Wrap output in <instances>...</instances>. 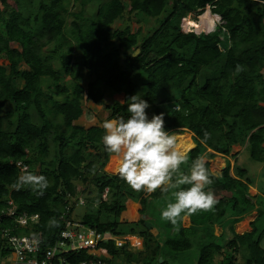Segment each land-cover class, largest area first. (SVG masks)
<instances>
[{"label":"trees","instance_id":"obj_1","mask_svg":"<svg viewBox=\"0 0 264 264\" xmlns=\"http://www.w3.org/2000/svg\"><path fill=\"white\" fill-rule=\"evenodd\" d=\"M66 1L38 0L36 13L23 15L0 0V59L7 61L5 65L0 62V213L12 199L19 213L40 215L38 230L44 235V246L54 241L57 217L67 205V195H76V182L90 183V176L103 172L108 161L110 153L101 139L102 124L88 128L76 124L84 114L82 101L99 102L105 92L121 95L123 101L141 93L154 107L153 113H165L168 130L186 128L196 136V146L186 154L188 159L180 171L188 173L192 160L203 157L209 149L213 155L228 156L235 145L248 144L251 158L264 163V0H126L135 15L160 20L159 28L144 38L130 27L111 30L110 26L124 15L127 2L123 0L101 1L94 18L75 14L68 30L63 8ZM23 2L17 0L16 4ZM207 7L225 24L211 33L184 37L179 25L182 18L188 13L199 16ZM223 30L229 32L228 42H224ZM75 48L82 51L80 69L72 63ZM133 50L137 53H130ZM85 75L87 87L81 83ZM53 93L64 98L56 100ZM161 93L171 98L178 94L179 110L157 107ZM110 112V119L129 115L127 105L121 102H115ZM88 149L103 151L98 167L93 161L85 164ZM19 161L29 165V172L48 178L42 194L27 185L14 187L21 174L16 165ZM206 167L212 179L208 187L230 196L220 197L209 209L183 213L191 218L190 228H184L179 220L170 221L167 232L174 236L157 243L160 255L146 256L145 264L154 258L157 264H169L166 258L186 260L196 226L203 230L196 264H240L237 256L243 249L246 256L241 264H264V229L258 231L256 227L263 215L264 197L259 201L253 230L236 234L235 224L255 209L248 197L250 180L240 179L246 171L240 170L239 178H234L229 165L221 176L213 175L208 164ZM95 182L97 196L88 199L81 221L100 232L143 239L144 249L139 253L144 254L153 242L151 226H158L151 215L152 202L177 189L168 193H161L159 188L153 192L135 190L120 174L106 172ZM105 190L107 200L102 199ZM128 201L139 202L140 214L145 217L140 223L118 224L115 217L126 210ZM229 207L233 209L228 222L232 237L224 241L214 235L211 225L216 218L225 217ZM148 220L152 221L150 227ZM121 226L128 232L124 233ZM109 247L115 256L119 253L113 245ZM120 252L131 263L134 254L124 249ZM219 255L225 259L216 260ZM0 257L5 255L0 253Z\"/></svg>","mask_w":264,"mask_h":264},{"label":"clouds","instance_id":"obj_2","mask_svg":"<svg viewBox=\"0 0 264 264\" xmlns=\"http://www.w3.org/2000/svg\"><path fill=\"white\" fill-rule=\"evenodd\" d=\"M121 103L127 105L128 117L104 120L101 138L106 151L120 156V176L135 190L153 192L159 188L161 193H168L177 189L172 192L174 201L161 209L162 218L172 223L185 212L212 207L216 199L208 187L212 179L205 160L197 157L188 173L180 171L188 156L175 148L176 136L165 127V113L149 116L151 105L141 93ZM207 137L205 133V140ZM48 184L46 176L26 171L16 177L14 187L27 185L39 195Z\"/></svg>","mask_w":264,"mask_h":264},{"label":"rangeland","instance_id":"obj_3","mask_svg":"<svg viewBox=\"0 0 264 264\" xmlns=\"http://www.w3.org/2000/svg\"><path fill=\"white\" fill-rule=\"evenodd\" d=\"M5 1L14 10L22 13L23 15H29V14L34 15L36 13V11L38 10V7H39V3H37L38 0H24L22 5H17L16 4L17 0H5ZM101 1H106V0H68V1L64 2L63 8L65 9L64 14L66 17V28L68 30L72 29V22L74 20H76V18L74 16L75 14L81 15L85 19L92 18V17L94 18L97 15V8L99 7ZM123 1H124V3L127 2L126 0H123ZM125 5H126V9H125L123 17L117 19L110 26L112 31H115L118 29L123 30V29L130 27L131 30L134 32L140 31L141 32V38H144V37L151 36L159 28V26H160V20L159 19L149 18V17L143 16V15H135L134 13L130 12V4H128V2H127ZM254 6H257V5L254 4ZM0 7L2 8V6H0ZM3 11H4V9H3ZM212 17H213L214 24H216V25L218 24L217 27H220V26L225 24V21L223 20V18L221 16L213 15ZM185 19L186 20H184V18H182V20L179 24L180 27L183 29V31L187 29L189 19H198V17L195 13H188L187 16L185 17ZM78 22L80 24L84 23L80 20H78ZM1 31L5 34L4 27L1 28ZM196 31L198 34H200V33H203L202 31H207V30H205V29L198 30L197 29ZM184 37H185V35H184ZM222 37H224L223 38L225 40L224 42L229 41V35L224 36V30L222 31ZM110 48H111V46H110ZM130 53H137V51L133 50ZM81 61H82V51L78 48H75L73 51L72 63L74 65H76L75 67L77 69H80V67L78 65L81 63ZM0 62L4 63V65L7 64V61H4L3 58L0 59ZM54 66L55 67L59 66L58 61H56V60L54 61ZM263 73H264V70H263ZM66 79L71 83L72 80L70 77H68ZM18 82H20V80ZM88 82H89L88 77L85 75V77L81 83L84 87H87ZM53 97L56 100H62L64 98V95H59L57 93H53ZM178 97H179L178 94L174 95L171 98L168 95H164L161 93L160 94L161 103H158L157 107H160V108L168 110V111H178V109H177L179 106L177 104V103H179L177 101V99H179ZM170 98L172 100H170ZM121 101H123V97L121 95H115V94H111L108 92H105L103 99L99 102H96V103L83 100L82 105L84 108V114L76 122V124L83 125L86 128L91 127L95 124L101 125L104 120L110 119V114H111L110 108H111V106H113V104L115 102H121ZM262 105H264V104H262ZM147 111L150 113V116H151L153 111H154V107L151 106ZM169 131H172L176 136L177 142H176L175 148H177V149H178V147H177L178 143L180 141L179 140L180 136L191 132V131L187 130L186 128H178L177 130H169ZM50 138L52 139V136H49V139ZM51 139H50V143L52 142ZM192 140L195 143H197L196 137L193 138ZM235 146H236V148L233 149L234 148V146H233L232 151L230 153L233 156L238 155L240 153L241 147H242L240 145H235ZM102 152L103 151H101V150L98 152H95L94 149L86 150V152H85L86 153L85 154L86 155L85 164L93 161V162H96V165L98 167L99 163H100V162H98L99 155L102 157L103 156ZM234 153H236V154H234ZM229 156L231 158V155H229ZM116 157H119V155L114 154V153H110L108 155V161H107L104 169L102 170L103 172H106L107 174H110V175L116 174V173H113L112 171H110V169H109L110 161L112 160V158H116ZM222 158H224V157H222ZM235 160H237V159H235ZM227 166H228V163L226 165H224V168H226ZM236 167H237V169L238 168L246 169L249 172L248 178L245 176L240 178L242 181L246 182L248 179L250 180V182L252 180L257 181L260 184V186L264 187V164L260 163V162H256L251 158V149H250L248 144H246L245 147L243 148V150L241 151V153L238 157V161L236 163ZM239 171L240 170H236L234 172L235 176L238 178H239ZM103 172H98L95 174V176L91 175L90 176L91 177L90 183L76 182L77 188L79 189V191H82V195H83V198L85 199V201L88 202V199L93 200L96 198L97 188H96V182L95 181ZM94 177H95V181L93 179ZM236 177H234V178H236ZM249 187H250V184H249ZM228 195L230 196V193H228ZM89 196H90V198H88ZM229 196H227V197H229ZM248 197H250V199L252 198L249 191H248ZM166 200L168 202L174 201L172 193L169 194V196H167L164 199L155 200L153 204L156 207L160 208L162 205H164L163 202ZM87 202L84 206L78 207L75 209L74 214H73L74 219L81 220V218L87 213ZM251 202L253 203L254 201L251 200ZM133 204L136 206V209L138 210V218H137L138 220L134 221V222H130V223H124V222L120 223L118 221V215L119 214H117L115 217V220L117 221L118 224H127L128 225V224H132V223H140V222H138L140 220V215H141V214L139 215V210L141 208V205L139 202H134V203L127 202L126 210H128L130 207H132ZM154 205H152V206H154ZM263 206H264V204H263ZM157 213H158V211H157ZM158 217L159 216L157 215V218ZM141 220H142V218H141ZM158 221L161 222L162 218L158 219ZM166 221L168 223V220H166ZM147 225L150 227L152 225V221L148 220ZM121 227H122L121 229L124 233L128 232V229L126 227H124V226H121ZM256 227L258 228V231H261L262 229H264V207H263V215L260 218V220L256 223ZM173 236L174 235H172L170 233V231L167 232V229H166V233H163L160 236L158 235L157 237L154 235V237L150 240V241H153L152 243H150V248H148V249L146 248V250L144 251L145 252L144 254L142 253V255H141V253H137V251H139V250L136 249L137 248L136 246L133 249H131V247H130V252L134 254L133 257H135V258H138L137 255H139L140 262L138 264H145L144 261H145L146 256H149V258H150L151 256H153L152 255L153 253H154V256L160 255V254H157V250H156L157 241L159 240L158 242H163L166 238L173 237ZM228 239H224V241H227ZM133 240H135V239L131 238V241H133ZM224 241H222V242H224ZM222 242H220V243H222ZM261 245L264 248V238L261 242ZM124 248L125 247H123L122 249H124ZM142 249H144V244H143V247L141 248V250ZM120 251H121V249H119L117 251L119 253L115 257V263L116 264H125V263H123V261H124V258H122L123 254ZM199 254H200V247H199L198 242H195L193 244V248L191 249V251L185 255L186 260L184 258H183V260L180 259V260H177L175 262H173L171 259H168V258H166V260L169 264H188V262H190V264H196V261L199 257ZM245 256H246V252L243 249V252H241V254H239L237 256V257H239L238 262L240 264L244 260ZM223 257H224L223 255H221V256L219 255L216 257V260H220V261L224 260L225 257L224 258ZM6 261H8L7 258L0 257V264H3V262H6ZM158 262L161 263V257L158 259ZM149 264H157V260L154 258L153 261H151V263H149Z\"/></svg>","mask_w":264,"mask_h":264},{"label":"built area","instance_id":"obj_4","mask_svg":"<svg viewBox=\"0 0 264 264\" xmlns=\"http://www.w3.org/2000/svg\"><path fill=\"white\" fill-rule=\"evenodd\" d=\"M210 12L212 15L211 9ZM217 25L215 24L216 27ZM196 30L197 28L191 25L184 31L181 28L183 36L198 34ZM177 109L179 110V107ZM16 165L21 174L30 171L29 165L22 161ZM107 198L108 190H105L102 199ZM86 202L79 189L76 195H67V205L57 217L56 237L51 244L44 246V235L38 230L40 215L19 213L15 202L8 199L7 208L0 213V253L8 260L3 264H116V256L109 246L113 245L117 250L122 249L127 245L125 238L110 231L100 232L81 220L74 219L75 209L84 206Z\"/></svg>","mask_w":264,"mask_h":264},{"label":"crops","instance_id":"obj_5","mask_svg":"<svg viewBox=\"0 0 264 264\" xmlns=\"http://www.w3.org/2000/svg\"><path fill=\"white\" fill-rule=\"evenodd\" d=\"M192 135H193V138H195L196 136L190 132ZM192 138V139H193ZM192 142L195 144L194 147L196 146V143L192 140ZM193 147V148H194ZM245 147V146H244ZM244 147H241V151L243 150ZM191 148V149H193ZM236 146H234L233 149H235ZM189 151V150H188ZM188 151H186L185 154L188 153ZM240 151V153H241ZM209 153H212L214 154V152L212 150H208L204 155H203V158L206 161H208L205 156ZM240 153L238 155H235L233 156L232 154L231 155V158L230 156H226V155H222V154H215V157H213V159L209 160L210 162V166H211V172L213 173V175L215 176H221L222 172L224 169V165H226L228 163V165L230 166V175L232 177H236L235 176V171L236 170H244L246 171V175L245 177L248 178V175H249V172L246 170V169H241V168H238L236 167V163L238 161V157L240 155ZM236 154V153H234ZM220 156V157H219ZM224 157V158H222ZM237 159V160H235ZM264 164V163H263ZM238 178V177H236ZM213 191V190H212ZM214 192V195H215V199L217 201V199L219 197H222V196H229L227 194V192ZM249 192L251 194V200H253L254 204H255V209H253V211H251L250 213L246 214L240 222H238L237 224H235L233 230L236 234L238 235H243L245 233H249L253 230V222H255L256 218L258 217L259 215V208H260V205H259V201L262 199V197H264V187L260 186V184L257 182V181H251L250 182V187H249ZM166 198V197H165ZM250 198V197H249ZM164 199V198H163ZM129 203H134V202H131V201H128ZM154 202H152V205ZM169 203L167 200L163 202L164 205H162L160 208L159 207H156L155 205L152 206V216L154 215L156 218H155V222L158 223V226L156 225H152L151 226V232L157 237L158 235H162L163 233H166V229H167V224L170 222L168 220V223L166 221V219L164 220V218H162L161 216V209H163L166 204ZM141 209V208H140ZM126 211V210H125ZM124 211V212H125ZM158 211V213H157ZM123 213V212H122ZM121 214V213H120ZM137 214H138V210H137ZM139 215H140V210H139ZM157 215L159 216L157 218ZM145 217V216H144ZM233 217V209L232 207H229L228 208V212H227V215L223 218H216L213 223H212V227H213V233L216 237H223L224 239H231L232 237V231L231 229L229 228L228 226V222L229 220ZM141 218L144 219L141 215H140V220L138 222H141ZM162 218V221H158V219H161ZM178 220L180 221L181 225L184 227V228H190L192 226V222H191V218L189 215L187 214H182L180 217L177 218L176 220V223L178 222ZM117 222V221H116ZM196 233L191 237V242L194 244L195 242H198L201 237H202V227H198L196 226ZM162 232V233H161ZM231 235V236H230ZM124 238H125V243H127L126 247L124 248V250H127L128 252H130V247L131 249H133L135 246L137 247L136 249L137 250H141V248L143 247V240L140 239L139 237L137 236H132V235H124ZM131 238L135 239L133 241H131ZM159 241V240H158ZM159 244H161L162 242H158ZM139 251H137V253H139ZM123 252V251H122ZM125 254L123 253L122 255V258H124V261L123 263L125 264H138L140 262V257L139 255H137L138 258H135L132 256V261L131 263H128L127 259L125 258Z\"/></svg>","mask_w":264,"mask_h":264},{"label":"bare ground","instance_id":"obj_6","mask_svg":"<svg viewBox=\"0 0 264 264\" xmlns=\"http://www.w3.org/2000/svg\"><path fill=\"white\" fill-rule=\"evenodd\" d=\"M188 25H191L192 27H196L198 30L205 29L212 31L216 28L213 17L211 15L210 9H205V11L199 15L198 19H190L188 21ZM229 32L227 30L224 31V36H228ZM193 135L189 132L187 134L180 136V141L178 143V151L186 152L189 149L194 147V143L192 142ZM215 155L212 153H209L205 156V158L208 160L205 163L208 164L209 168L211 169L209 160L213 159ZM119 165H120V156L116 158H112L110 161L109 169L113 173H119ZM224 172V171H223ZM222 172V173H223ZM222 175V174H221ZM137 209L136 206L133 204L132 207H130L125 212L118 215V221L120 223H130L137 221L138 219Z\"/></svg>","mask_w":264,"mask_h":264},{"label":"water","instance_id":"obj_7","mask_svg":"<svg viewBox=\"0 0 264 264\" xmlns=\"http://www.w3.org/2000/svg\"><path fill=\"white\" fill-rule=\"evenodd\" d=\"M116 174H119V173H116ZM143 218H144V216H143ZM163 261V259L161 258V262Z\"/></svg>","mask_w":264,"mask_h":264}]
</instances>
